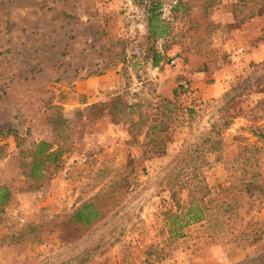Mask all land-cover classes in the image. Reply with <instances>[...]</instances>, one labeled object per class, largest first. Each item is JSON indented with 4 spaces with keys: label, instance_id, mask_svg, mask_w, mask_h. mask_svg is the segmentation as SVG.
Wrapping results in <instances>:
<instances>
[{
    "label": "rangeland",
    "instance_id": "374dc122",
    "mask_svg": "<svg viewBox=\"0 0 264 264\" xmlns=\"http://www.w3.org/2000/svg\"><path fill=\"white\" fill-rule=\"evenodd\" d=\"M160 1L155 41L152 0H0V264H264V0ZM211 130L222 149L181 163L177 210L168 176ZM39 141L66 153L35 181ZM195 164L212 188L198 221ZM88 201L104 217L75 224Z\"/></svg>",
    "mask_w": 264,
    "mask_h": 264
},
{
    "label": "trees",
    "instance_id": "16d2710c",
    "mask_svg": "<svg viewBox=\"0 0 264 264\" xmlns=\"http://www.w3.org/2000/svg\"><path fill=\"white\" fill-rule=\"evenodd\" d=\"M163 4L160 0H152V6L149 9V17H148V32L149 38L157 41L158 39H164L168 35V28L164 24H162L161 19V10ZM162 61V56L156 52L154 57L152 58V64L154 67L159 66ZM179 94L177 91L174 92V99L178 98ZM165 107L168 109V115H171L170 105H173V102L167 101ZM101 107V104L92 105V110H98ZM135 106H131L130 110L132 111ZM101 119V118H100ZM95 120V118L93 119ZM157 126H152L151 130H156ZM215 131L211 130L210 133L205 137L202 141L200 147H197L195 150H190L186 148L181 150L178 154V162L175 167L172 168L169 177V185H170V193L171 199L177 208V210H181L182 204L179 199V191L177 188L184 187L186 184L184 182H175L177 178L182 174L184 168L181 167V163L186 159H191L190 162H196L200 160V162H205L204 156L208 153L220 152L222 149L221 140L218 137H212ZM15 133L13 130H9L7 134ZM218 135V133H216ZM149 134L146 133L145 136ZM66 150L59 144L50 143L47 141H39L32 144L31 149V162L29 164V171L27 173L28 177L35 181H42L45 179H49L53 173L56 171L60 161L64 157ZM161 155H165L166 152L159 153ZM260 154V149L256 147V145L246 144L242 147L240 152V157L235 161L236 164H242V166H246V164L250 162L255 163L256 157ZM189 162V161H188ZM204 164V163H202ZM251 164V163H250ZM249 164V165H250ZM248 165V166H249ZM254 168V167H253ZM195 178V181L189 182L190 190L188 192V208L186 215H189L190 218L198 221L202 218V204L205 203L207 199L212 196V188L206 182L205 177L202 173L201 165H194L190 167L188 170ZM248 174V172L246 173ZM252 174V173H251ZM259 173L255 172L253 169L252 177L256 179L259 177ZM255 181V180H254ZM187 183V182H186ZM12 197V193L10 189L6 186H0V207L6 206ZM182 214V212H181ZM179 214L175 215L178 217ZM184 216V215H183ZM104 217L103 212L93 201H88L83 203L72 215V222L77 225L91 226L98 220Z\"/></svg>",
    "mask_w": 264,
    "mask_h": 264
}]
</instances>
